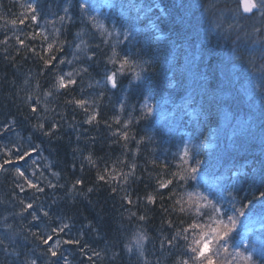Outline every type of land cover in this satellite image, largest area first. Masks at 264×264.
I'll use <instances>...</instances> for the list:
<instances>
[{
    "label": "trees",
    "instance_id": "1",
    "mask_svg": "<svg viewBox=\"0 0 264 264\" xmlns=\"http://www.w3.org/2000/svg\"><path fill=\"white\" fill-rule=\"evenodd\" d=\"M29 2L36 4L38 20L20 24L21 14L28 12L21 5ZM158 3L160 6L154 0H0V127L16 122L14 129L0 137V143L17 141L19 133L18 142L25 147L28 141L39 145L41 150L28 157L22 168L32 179H36L33 172L42 174L45 187L43 193L26 186L21 191L16 164L0 172V240L4 242L0 264H26L31 259L37 264H65V258L68 264H144L145 260L148 264H177L183 241H173L174 246L166 241L175 229L186 226L190 217L172 211L169 190H162L161 199L157 183L158 178L167 179L178 170L184 148L190 161L202 163L196 179L183 183L180 192L199 190L210 199L220 198L226 206L233 199L258 202L264 192V102L245 95V81L251 79L241 64L254 39H241L223 30L214 32L211 0ZM230 3L237 8L238 0ZM91 17L101 21L111 35L94 27ZM243 18L244 32L263 35L258 24L260 31L247 27L253 18ZM12 20L17 23L13 25ZM125 33H130L127 38ZM33 34L39 35L32 39ZM17 35L39 55L21 48ZM5 39L7 45L2 43ZM48 42L63 45V51L54 48L53 53L57 61L64 59V64L54 61L52 67H45L40 56L49 55L45 51ZM113 50L117 59L127 56L138 66L134 70L126 66L123 74L117 75L115 89L105 80L106 73L118 68V64L109 63ZM227 56L238 62L228 65ZM232 66L236 72L230 71ZM83 68L87 73L79 71L73 77L76 85L61 89L54 97L44 95L57 74L77 73ZM81 95L96 101L98 116L92 124L84 123V111L66 103ZM37 97L41 101L37 111L45 115V127L53 121L59 124L52 137L34 128L37 121L29 104L35 105ZM45 101L54 112H42ZM145 104L153 106L147 118L142 114ZM116 117L120 124L114 122ZM113 131H128L129 139H119ZM211 132L213 146L207 149ZM89 155L94 164L87 160ZM121 159L137 166L127 185L98 181L97 175L106 165L110 168ZM77 179L83 184L73 189ZM48 181L57 187L48 188ZM90 187L91 193L87 192ZM170 187L175 188L176 182ZM125 191L132 204L122 199ZM149 193L157 194L155 204L145 201ZM28 202L34 203L33 209L25 210ZM38 206L49 212L39 223L30 215L40 214ZM140 215L146 219L139 220ZM61 223L69 228L59 234L58 255L51 257L46 254L47 245L30 233H50ZM137 231L148 237L143 256L135 247L131 253L127 251ZM262 231L259 223L241 218L238 232L243 243L260 249L264 246ZM65 239L80 243L65 244ZM253 258L257 264L264 261L259 251Z\"/></svg>",
    "mask_w": 264,
    "mask_h": 264
},
{
    "label": "snow or ice",
    "instance_id": "2",
    "mask_svg": "<svg viewBox=\"0 0 264 264\" xmlns=\"http://www.w3.org/2000/svg\"><path fill=\"white\" fill-rule=\"evenodd\" d=\"M21 7H26L28 12L26 14H21L20 24H24L25 20L30 19L33 22H37V6L36 4L29 2L26 5H21ZM242 9V11H241ZM86 10V9H85ZM234 11V14H239L243 16L247 14L248 19L253 18L258 14L259 19L264 22V0H238L237 8ZM67 13V9H65ZM62 21L65 17L60 18ZM91 21L94 27L102 30L105 34L111 35L105 29L104 24L99 21L96 17H91ZM11 23L15 25L16 20H12ZM260 31L259 28L255 29ZM118 36L119 32L116 33ZM130 33H125L124 36H127ZM39 34H33L32 39H35ZM47 40V36L44 37ZM17 43L21 48L29 49L34 55H39L35 48H32L31 45H25V41L21 40L17 35L15 36ZM3 44L7 45L8 40L5 39ZM43 47V46H42ZM99 47V45H97ZM56 48L57 51H63V45H57L55 42H48L46 52L49 53L47 58L45 56H40V59L44 61L46 68L52 67L53 62L57 61L56 55L53 53V49ZM93 59V57H88ZM59 64H64L65 60L60 59L57 61ZM69 63H71L69 61ZM109 63L114 65L118 64V68L109 73H106L105 80L107 83H110L113 89L118 87L117 75L123 74L126 66L135 69L138 67L130 58L127 56L117 59V53L113 50L111 57L109 58ZM79 71L87 73L88 69L83 68L78 70L77 73L68 72L66 74H57L54 77L53 87L44 93L47 97H54L61 89H69V86L76 85L77 81L74 75H78ZM135 77L140 78V72H135ZM97 84L99 82L97 81ZM91 87V85H89ZM39 87V85H37ZM28 101L32 100V96L27 97ZM48 101L44 102L42 112L47 113L48 111H55V109H49ZM66 103L72 104L75 107L81 109L86 113V119L84 123L92 124L97 120L98 111L95 110L94 106L96 104L95 100L85 98L83 95L79 99L72 98L66 100ZM41 101L37 97L36 104H29L30 111L34 114V118L37 123L34 125L36 131L42 133L46 137H52L55 132L58 131L59 124L53 121L48 128L45 127L46 117L42 115L41 112H38L37 109L40 107ZM124 106H120V110L123 111ZM90 109H93L90 111ZM153 110L151 104H145L143 110L144 118H147ZM116 124H120L121 121L119 117L114 119ZM129 121L128 123H130ZM128 123L123 125L124 129L128 128ZM16 122L13 120L4 127H0V137L4 136L6 133H9L10 129L15 128ZM71 126V125H70ZM111 127V125H109ZM113 136H117L119 139L127 141L129 139L128 131L116 132L113 131ZM20 140L19 133H17V141L10 144L0 143V157H3L0 160V172H6L7 165L16 164L14 171L18 178H21V182L17 184V187L21 191L25 190V186L29 189H34L36 193H43L45 187L42 186L43 176H37L36 172L32 173L33 177L36 179L30 178L26 175L25 170L22 168L23 162L28 158L33 156L35 153L39 152L41 149L39 145H32L28 141L29 146L25 147L23 143L18 142ZM89 163L94 164L92 156L87 157ZM181 165L178 166V170L173 172L167 179H159L157 183V194L160 198H163L162 190L168 189L169 196L168 198L172 201V211L186 214L190 217L189 222L186 226L174 230V235L171 239H168L166 242L169 246H174L173 241H183V252L181 258L177 261V264H257L253 258V254L257 251L260 252L261 256L264 257V246L260 249H257L255 246L243 243L240 241V236L238 232V226L241 224V218L249 220L252 224L259 223L261 228L264 229V192H261L258 202L255 200H248L247 204L244 200H235L233 199L227 206L224 203H221L220 198L210 199L208 195L199 190L192 192H180L178 189L186 183L189 179H196L197 173L199 172L200 164L202 163L199 160L194 162L189 160V152L187 148L183 149V154L180 156ZM35 164V161H32ZM121 165H124L128 168V171L125 172ZM50 168L51 165H48ZM136 164H128L124 160H118L116 163L112 164L109 168L107 165L98 173L97 179L100 182L104 183H113L119 184L123 183L127 185L129 179L134 177L136 171ZM52 175L58 176V173L53 172ZM262 182H264V175L261 176ZM174 181L176 182V187L171 188ZM83 181L80 179L75 180L72 184V188L75 189L77 185H82ZM48 188H56L57 185L53 184L51 181L47 182ZM93 189L90 187L87 189V192L91 193ZM113 193L117 191V188L112 189ZM157 194H146L144 199L149 204H155L157 200ZM39 197H37L38 199ZM122 199L127 204H132L133 201L131 197L125 191ZM247 199V198H245ZM138 202V200H137ZM21 203H24L21 201ZM34 203L28 202L25 204V210L33 209ZM39 215L36 212L30 213L32 220L39 223L41 216L48 217L49 212L45 210L42 206H38ZM132 216H136V213H131ZM139 220L143 221L146 219L145 216L140 215ZM169 226L172 225V221H168ZM69 228L67 223H61L59 226L51 229L50 233H41V232H32L30 233L35 239L39 240L42 244L47 245L46 254L51 257H57L59 252V245L61 243L60 233H64L65 229ZM55 236V239H54ZM261 236L264 237V231L261 232ZM148 237L142 232L137 231L134 234L132 241L127 245V251L131 253L133 247L139 249L140 255L143 256L144 242ZM240 241V243H237ZM51 242V243H50ZM3 240H0V245H3ZM65 244H79V240L65 239L63 240ZM264 245V239L261 241ZM163 247V243L161 244ZM7 250V246H5ZM99 255V253H96ZM92 257L89 256V259ZM26 264H37L35 259H31L26 262ZM52 264H58L57 261H53ZM65 264H68L67 259L65 258ZM144 264H148L147 260L144 261ZM264 264V261H262Z\"/></svg>",
    "mask_w": 264,
    "mask_h": 264
},
{
    "label": "rangeland",
    "instance_id": "3",
    "mask_svg": "<svg viewBox=\"0 0 264 264\" xmlns=\"http://www.w3.org/2000/svg\"><path fill=\"white\" fill-rule=\"evenodd\" d=\"M231 1L233 0H211L213 11V16L210 15L211 21L213 22L211 28L214 32L223 30L226 33H235L236 35L241 36V39L243 37L246 39V36L248 39L249 37L254 39L253 43L248 46L246 53H244V61L241 63L246 69V72H250L249 79H251L245 81V95L249 98H257L258 103L264 102V31L262 32L263 35L256 32H244V30H247L242 23L244 18L239 14H234L233 10H235V7L233 8L230 5ZM154 2L157 6H160L158 0H154ZM251 23L252 24L247 26L248 28H259L256 26L258 24L264 30V22L259 19L258 14L256 17H253V22ZM242 45L245 46L246 43ZM225 59L228 65L235 64V61L238 62L228 56ZM230 71L236 72V68L232 66ZM212 137L213 134L211 132L208 135V141L206 144L207 149L213 146Z\"/></svg>",
    "mask_w": 264,
    "mask_h": 264
},
{
    "label": "water",
    "instance_id": "4",
    "mask_svg": "<svg viewBox=\"0 0 264 264\" xmlns=\"http://www.w3.org/2000/svg\"><path fill=\"white\" fill-rule=\"evenodd\" d=\"M242 10V9H241ZM245 16H247V14H244Z\"/></svg>",
    "mask_w": 264,
    "mask_h": 264
}]
</instances>
